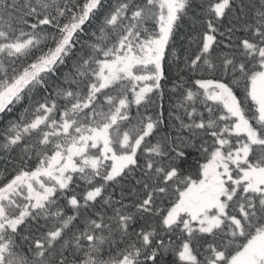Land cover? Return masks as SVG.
I'll return each instance as SVG.
<instances>
[{
    "label": "snow or ice",
    "instance_id": "1",
    "mask_svg": "<svg viewBox=\"0 0 264 264\" xmlns=\"http://www.w3.org/2000/svg\"><path fill=\"white\" fill-rule=\"evenodd\" d=\"M0 264H264V0H0Z\"/></svg>",
    "mask_w": 264,
    "mask_h": 264
}]
</instances>
